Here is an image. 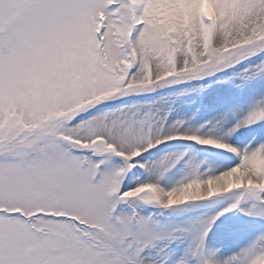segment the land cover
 I'll return each mask as SVG.
<instances>
[{"label":"snow or ice","instance_id":"1","mask_svg":"<svg viewBox=\"0 0 264 264\" xmlns=\"http://www.w3.org/2000/svg\"><path fill=\"white\" fill-rule=\"evenodd\" d=\"M240 65L264 0H0V264H264V94L197 127L144 99Z\"/></svg>","mask_w":264,"mask_h":264},{"label":"rangeland","instance_id":"2","mask_svg":"<svg viewBox=\"0 0 264 264\" xmlns=\"http://www.w3.org/2000/svg\"><path fill=\"white\" fill-rule=\"evenodd\" d=\"M242 67L237 66L229 72L218 73L201 81L162 89L144 99L168 97L167 104L171 108L169 119L183 120L185 127H197L226 110H232L233 115L238 118L255 98L264 94V78H255L246 83L239 79L231 82L226 80L228 75L238 72ZM177 92H182L183 95H175ZM190 147L192 146L186 142H173L165 150H187ZM195 150L199 152L200 148L197 146Z\"/></svg>","mask_w":264,"mask_h":264},{"label":"bare ground","instance_id":"3","mask_svg":"<svg viewBox=\"0 0 264 264\" xmlns=\"http://www.w3.org/2000/svg\"><path fill=\"white\" fill-rule=\"evenodd\" d=\"M198 115V114H197Z\"/></svg>","mask_w":264,"mask_h":264}]
</instances>
